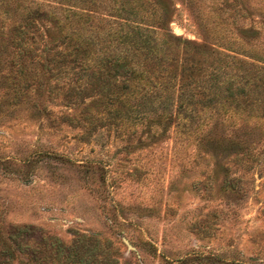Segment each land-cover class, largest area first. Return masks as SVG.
<instances>
[{
    "label": "trees",
    "instance_id": "16d2710c",
    "mask_svg": "<svg viewBox=\"0 0 264 264\" xmlns=\"http://www.w3.org/2000/svg\"><path fill=\"white\" fill-rule=\"evenodd\" d=\"M21 1L0 0V118L22 115L52 132L76 129L82 139L97 126L118 128L137 140L159 138L172 127L192 139L201 155L218 156V188L237 199L248 191L252 171L264 175V78L255 62L245 66L236 51L220 52L170 33L173 8L166 0H46L114 13L127 29L99 42L42 8V0L33 6ZM257 2L261 17L264 0ZM218 5L230 12L233 27L250 7L246 0ZM260 57L253 54L251 60ZM229 107L232 113L226 114ZM205 110L212 114L204 119ZM211 118L212 127L202 130ZM59 157L30 152L22 160L23 173ZM11 162L0 158V168ZM115 251L90 235L74 233L63 243L29 224L0 227V264H116Z\"/></svg>",
    "mask_w": 264,
    "mask_h": 264
},
{
    "label": "rangeland",
    "instance_id": "374dc122",
    "mask_svg": "<svg viewBox=\"0 0 264 264\" xmlns=\"http://www.w3.org/2000/svg\"><path fill=\"white\" fill-rule=\"evenodd\" d=\"M29 1L21 4L41 0ZM42 1V8L64 23H76L94 42L127 29L107 9ZM246 1L250 7L233 27L230 12L218 9L219 0H166L173 8L167 28L217 51L238 52L243 65L255 62L264 78V6L260 17L257 0ZM253 54L261 59L251 60ZM209 114L205 110L204 119ZM211 120L202 130L212 127ZM37 124L22 115L0 118V158L12 160L0 168L2 229L29 224L63 243L74 233L94 236L98 245L116 250V264L264 261V175L252 171L248 191L237 199L218 188V156L201 155L192 139L172 127L159 138L137 140L118 128L97 126L82 139L76 129L52 132ZM36 150L60 159H44L23 173L22 160Z\"/></svg>",
    "mask_w": 264,
    "mask_h": 264
},
{
    "label": "water",
    "instance_id": "95a60500",
    "mask_svg": "<svg viewBox=\"0 0 264 264\" xmlns=\"http://www.w3.org/2000/svg\"><path fill=\"white\" fill-rule=\"evenodd\" d=\"M126 242V241H125ZM127 243V242H126ZM128 244V243H127ZM128 246H129V244H128Z\"/></svg>",
    "mask_w": 264,
    "mask_h": 264
}]
</instances>
